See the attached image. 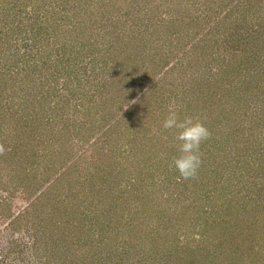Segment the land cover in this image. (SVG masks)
<instances>
[{"label": "rangeland", "instance_id": "rangeland-1", "mask_svg": "<svg viewBox=\"0 0 264 264\" xmlns=\"http://www.w3.org/2000/svg\"><path fill=\"white\" fill-rule=\"evenodd\" d=\"M0 149V264H264V0H0Z\"/></svg>", "mask_w": 264, "mask_h": 264}, {"label": "clouds", "instance_id": "clouds-1", "mask_svg": "<svg viewBox=\"0 0 264 264\" xmlns=\"http://www.w3.org/2000/svg\"><path fill=\"white\" fill-rule=\"evenodd\" d=\"M131 103L134 104L135 101ZM161 128L174 133L178 155L173 158L171 167L178 172V178L181 180L197 178L203 163L201 145L211 138V132L198 118L181 119L174 104L169 106Z\"/></svg>", "mask_w": 264, "mask_h": 264}, {"label": "trees", "instance_id": "trees-1", "mask_svg": "<svg viewBox=\"0 0 264 264\" xmlns=\"http://www.w3.org/2000/svg\"><path fill=\"white\" fill-rule=\"evenodd\" d=\"M164 24H166V26L169 25V24H167V23H164ZM27 33H29V32H26V34H27ZM252 46H253V45H252ZM254 46H255V45H254ZM257 46H259V45H257ZM213 120H214V119H213ZM153 204H155V202H154ZM156 204H157V203H156ZM154 239L156 240V237H155ZM154 239H153V240H154Z\"/></svg>", "mask_w": 264, "mask_h": 264}]
</instances>
